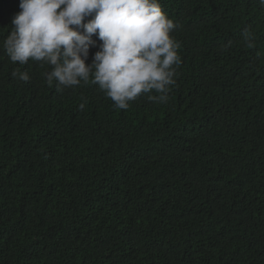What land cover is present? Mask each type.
Here are the masks:
<instances>
[{
    "label": "trees",
    "instance_id": "trees-1",
    "mask_svg": "<svg viewBox=\"0 0 264 264\" xmlns=\"http://www.w3.org/2000/svg\"><path fill=\"white\" fill-rule=\"evenodd\" d=\"M159 2L175 84L123 110L13 64L0 0V264H264V5Z\"/></svg>",
    "mask_w": 264,
    "mask_h": 264
},
{
    "label": "clouds",
    "instance_id": "clouds-1",
    "mask_svg": "<svg viewBox=\"0 0 264 264\" xmlns=\"http://www.w3.org/2000/svg\"><path fill=\"white\" fill-rule=\"evenodd\" d=\"M19 8L3 41L13 64L48 65L44 77L57 90L91 81L118 109L153 92L158 95L151 99L167 101L181 63L180 45L159 0H20ZM244 37L251 47L247 30ZM92 47L98 50L86 64ZM12 76L30 80L26 71Z\"/></svg>",
    "mask_w": 264,
    "mask_h": 264
}]
</instances>
